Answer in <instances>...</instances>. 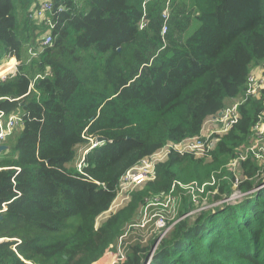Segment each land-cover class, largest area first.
Here are the masks:
<instances>
[{
    "label": "trees",
    "instance_id": "obj_1",
    "mask_svg": "<svg viewBox=\"0 0 264 264\" xmlns=\"http://www.w3.org/2000/svg\"><path fill=\"white\" fill-rule=\"evenodd\" d=\"M40 1L66 11L50 17L52 46L27 65L40 35L29 9ZM6 58L21 64L0 80V111L22 122L0 153V264H107L99 260L147 200L203 184L215 192L210 203L235 189L245 196L179 219L160 240L133 242L118 264H264V162L249 153L235 176L227 167L264 120V90L238 106L207 155L170 150L154 179L96 227L127 171L199 137L207 118L243 99L252 69L264 66V0H0Z\"/></svg>",
    "mask_w": 264,
    "mask_h": 264
},
{
    "label": "built area",
    "instance_id": "obj_2",
    "mask_svg": "<svg viewBox=\"0 0 264 264\" xmlns=\"http://www.w3.org/2000/svg\"><path fill=\"white\" fill-rule=\"evenodd\" d=\"M32 6H34L33 9L31 10L29 9L30 18L36 21L37 24L40 25V30H43L44 27L48 28V30L44 33H42L41 31L36 41V44L34 46L29 47L27 52L29 58L27 62L38 57L45 49L52 46L53 33H51V30L53 29L54 26L51 23L50 17L55 16V18L58 19V16L66 11V9L63 8L62 6H59L58 8H55L53 10V6L48 1H40L39 3ZM167 6H168V2H167ZM163 15L166 17L167 12H164ZM11 61H14L12 69L8 70L4 75L0 76V80H4L6 77L9 76H14L18 72L17 67H19L21 63L18 62L15 58L4 59L0 63V66L4 64H8ZM32 86H33V81L30 82L29 89ZM262 90H264V66L255 67L254 69H252L251 73L247 78V88L245 90L243 99L239 101H234V103L231 106L226 107L224 110L220 111L217 115L207 118V120L204 122L202 126L201 134L199 137L187 139L180 143L169 142L161 150L141 160L136 167L127 171L121 177L119 181V187L122 179L127 178L128 175L134 171L137 172L136 180L132 181L133 183H135L134 189H137L147 181L153 180L155 175L154 172L155 165L160 162H163L170 150H174L180 154L192 153L196 157L207 155L215 147L218 138L226 134L228 130L238 121L239 118L238 106L242 104L248 97L258 98ZM263 107H264V100H263ZM21 122H22V117L20 114L12 113L8 116H5V114L0 111V146H2L7 140V138L12 135L13 131L21 125ZM215 123H218L219 125L218 128L214 126ZM252 132H253L252 143L246 146L243 145L239 147L236 157L233 160H231L227 166L234 176L235 174H237L239 162L245 160L249 153L252 154L257 159L258 162H264V120L262 118H260V122L256 123L252 127ZM91 146L93 147L94 145ZM234 183L235 185L238 184V176L234 180ZM213 184H214V179L211 180L210 185ZM204 185L205 184H203L199 188L193 187V185L187 186L196 189L194 191L196 195L198 193H201L200 199L202 198V202L198 207L197 211L209 210L211 208V206H205L204 203L207 199V196L209 194H214L215 192L208 191L204 193ZM187 187H183V189ZM235 191L239 192V194L244 195V193H241L237 189H235L234 192ZM169 197H171V192L168 193L167 195L158 196L152 199L154 203H152L151 205L165 206L167 199ZM190 197H191V201L194 204V200L196 197H193L192 194L190 195ZM159 198H165V199L162 202H160ZM126 200H129V193H127ZM228 200L229 199L217 200L216 202H212V205L226 203ZM191 215H192L191 212L187 213L183 217H181V219ZM173 224L171 226H166V228H164L159 218L155 222L154 226L157 230L161 231L165 235L166 232L170 229V227L173 226ZM122 237L123 236L119 238L118 242L122 239ZM159 237L160 235H158V240ZM124 252H125V247H124ZM109 253H113V252L106 253L100 260L104 259V257Z\"/></svg>",
    "mask_w": 264,
    "mask_h": 264
},
{
    "label": "rangeland",
    "instance_id": "obj_3",
    "mask_svg": "<svg viewBox=\"0 0 264 264\" xmlns=\"http://www.w3.org/2000/svg\"><path fill=\"white\" fill-rule=\"evenodd\" d=\"M33 7L34 6H32L30 10L33 9ZM194 26L191 27L190 33L193 31ZM41 31L42 30H40V32ZM36 34H37V31H36ZM37 38H38V35L36 37L35 42L37 41ZM28 58H29L28 55L26 56V58H24L27 65H29V63L31 62V61L27 62ZM5 65L7 64H4L3 66ZM18 68L19 67H17V69ZM233 103L234 101H227L226 106L229 107ZM214 126H216L217 128L219 127L218 123H215ZM84 154L85 153H82L81 150L76 154V160H78L79 163L83 161ZM136 176H137V172L134 171V172H131L127 178L122 179L120 183V187L118 188L119 191L117 194V198L114 200L110 209L104 214H102L97 219L96 227H99L111 214L115 213L118 209H121L122 207L125 206V204L128 202V200H126L127 193H129L135 187V183H133L132 181L136 180ZM263 178H264V175H262L260 179L262 180ZM195 190L196 189H194L193 187H187L183 189V193L178 196H176L175 193H171V197L167 199L165 206L151 205L154 202L152 200H147L146 205L145 206L143 205L140 208L138 217L133 227L132 228L128 227L125 229L122 239L118 243L115 244V249L112 251L113 253H109L105 256V257L107 256L109 257V259L107 260H110L112 258V261H110L107 264L121 263L124 260V253H125L124 247L126 248V246H130L135 241L137 242L143 241L142 243H145L153 239L155 236H157L158 238V235H160L159 240L162 239L164 234L155 228L154 226L155 222L160 218L161 224L164 226V228H166V226H171L173 223L181 219V217L184 216V215L180 216V212L183 210L182 208L183 198H187L191 194L193 197H196L194 200L195 206L193 207V210L191 213L192 215H195V216L199 215L200 211H197V209L202 202V198L200 199L201 193H198L197 195L196 193H194ZM232 196H231L232 198L231 197L228 198L229 200L226 202L227 205H235L241 202L244 199L245 193L244 195H242V194H239V192L235 191ZM164 199L165 198H159V201L162 202ZM210 202L211 201H209V199L207 198L204 204L205 206H211L210 208L211 210H213L216 207H219L220 209H222L223 207V206L221 207L223 203L212 205V203ZM154 250H155V246L153 247V249H151L149 255H152Z\"/></svg>",
    "mask_w": 264,
    "mask_h": 264
},
{
    "label": "water",
    "instance_id": "obj_4",
    "mask_svg": "<svg viewBox=\"0 0 264 264\" xmlns=\"http://www.w3.org/2000/svg\"><path fill=\"white\" fill-rule=\"evenodd\" d=\"M96 141H97V143H103L104 139L103 138H97ZM6 148H7V146H5V145L0 146V153L2 151H4ZM5 210H6V207H3V211H5ZM3 241H8V240L5 239V238L4 239H0V242H3Z\"/></svg>",
    "mask_w": 264,
    "mask_h": 264
},
{
    "label": "bare ground",
    "instance_id": "obj_5",
    "mask_svg": "<svg viewBox=\"0 0 264 264\" xmlns=\"http://www.w3.org/2000/svg\"><path fill=\"white\" fill-rule=\"evenodd\" d=\"M14 64V63H13ZM7 71L3 72L0 76L4 75Z\"/></svg>",
    "mask_w": 264,
    "mask_h": 264
},
{
    "label": "crops",
    "instance_id": "obj_6",
    "mask_svg": "<svg viewBox=\"0 0 264 264\" xmlns=\"http://www.w3.org/2000/svg\"><path fill=\"white\" fill-rule=\"evenodd\" d=\"M228 101H232V100H228ZM97 262H98V261H97ZM97 262H96V263H97Z\"/></svg>",
    "mask_w": 264,
    "mask_h": 264
}]
</instances>
